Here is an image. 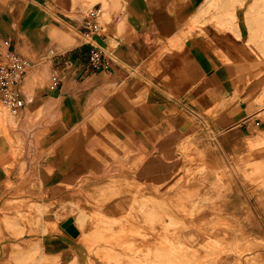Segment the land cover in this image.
<instances>
[{
	"label": "crops",
	"instance_id": "crops-1",
	"mask_svg": "<svg viewBox=\"0 0 264 264\" xmlns=\"http://www.w3.org/2000/svg\"><path fill=\"white\" fill-rule=\"evenodd\" d=\"M110 1L108 0L105 6L100 0H0V61L4 60L10 49L18 53L24 51L32 61L21 83L26 105L20 112H16L12 119L4 116L9 139L0 137V196L3 188L7 190L14 185L12 174L21 176L27 170L30 161L41 158L50 160V157L56 155L51 153L53 147L40 154L32 148L33 143L39 139V135L32 131L33 126L43 118L45 120L46 116L52 118L62 113L65 117L64 121L72 122L73 118H77V113H80L82 118L79 122L86 124L90 134L103 142L105 152L108 151L115 158L122 159L120 146L115 144L116 138L111 136L114 128L109 126L99 129L101 125L107 123L110 115L116 117L118 123L124 126L146 125L150 122L152 114L144 108L145 103L152 101L149 104L161 105L162 109L166 110L172 105L171 102L184 101L189 96L191 99L199 100L204 108H210L207 106L213 105V102L218 104L219 118L212 125L217 127L220 148L224 153L229 150L236 155L251 156V159L241 158L242 163L237 160L235 164L237 168L240 164L243 174L247 176L257 173L258 178L260 176L261 182L264 183V128L260 129L258 134L249 133V126H245L242 122L247 117L264 113V103L259 104L262 90L260 84L254 81L264 73V69L260 71L258 59L250 57V49L256 54L264 53V42L260 44V36H264V7H259L256 3L258 0H235L234 5H223L221 4L223 0H217L215 3L219 7L217 12H212L211 6L200 12L208 0L119 1L122 7L115 10L116 16L113 17L111 31L108 30L107 34L103 33L106 26L102 25V31L92 35L96 45L103 47L116 59L111 58L109 70L98 71V75H92L88 67L86 68L88 46L83 44L82 21L79 25L77 19L84 16L85 12L94 5H100L103 11L101 22L105 23L109 19L107 7ZM242 7L244 33L238 12ZM117 24L121 36L114 33ZM69 26L78 29L82 41L68 28ZM196 26H203V34L196 30ZM202 35L207 43L213 45L214 51L206 48L198 37ZM5 40H10L9 49L4 44ZM111 40L115 42L114 47L110 46ZM160 45L183 52L176 58L170 55L171 62H178L174 72L190 71L185 76H175V82L170 89L172 93L168 92L167 87L171 85L170 82L157 78L150 84L161 88L148 89V78L143 75L142 68L143 63L147 61V54L155 51ZM55 55H64L66 59L62 56L58 63L64 61L65 66H71L72 69L67 70L62 78L53 73L55 63L52 62L55 61ZM40 57L41 60L42 57L46 59L41 61ZM127 65L132 68L138 67L140 76L134 77L125 73ZM64 68L66 67L63 65L56 67L59 73H64ZM105 72L110 75H100ZM52 74L60 78V84L54 90L49 89V77ZM244 79H247L248 83L243 84L241 81ZM192 84L195 87L190 93H186ZM111 86L117 87L119 91L107 97V100L114 102V106L108 109L109 112L101 107L100 101L94 109L86 113L82 104L77 108V104L84 100L87 104L92 103V100L103 98L105 91ZM166 92L174 96L173 100L164 94ZM232 99L236 103L228 104V100ZM1 103L3 102L0 98ZM34 104L37 106L32 111L30 109ZM258 105L262 107L258 108ZM128 131L127 145L136 149L144 147L142 133L139 131L136 133L133 129ZM107 136L113 137L114 141ZM61 151L63 149L58 150L57 153ZM36 155L38 156L35 157ZM123 164L125 162L118 161V168L121 170L118 175H110L107 180L90 185L85 193L76 194L72 200L65 201L54 209H52L54 203L46 198L45 200L28 197L5 198L3 200L5 206L13 203L17 205L11 213L2 211L0 214V264H8L6 263L8 261H12L13 264H21L24 261L27 264H82L78 261L75 250L68 254H50L45 251L44 240L62 233L59 226L62 219H67L69 222L77 249L85 253L86 263L83 264H131L129 259L125 258L130 255L129 252L117 248L112 239L109 240L110 244L102 247L109 252L110 257L101 259L103 253L90 252L87 245L89 241L80 237V234H85L87 229H97L95 236L99 240L104 236L110 239L112 235L128 228L122 223L128 216L137 218V230L148 229L152 235L146 242L137 240L133 235L127 237L126 241L129 245L137 242L140 249L139 264L146 263L148 250L151 263L159 264V260L163 257L164 240L172 246L182 245L187 249L193 247L197 249L196 254L199 255L200 246L206 242L208 235L212 234L211 225L217 218H224L225 221L233 223V216L224 211L229 195L238 192L231 177L219 176L210 184L205 195L208 204V228L197 231L199 224L187 223V219L191 220L194 217L192 211L198 204L187 187H183L176 194L165 196L160 193L163 184L155 164L146 169V175L138 172V176L132 177L126 175V172L129 173L132 169L126 168ZM188 170L187 165L184 171ZM185 179L190 180L188 177ZM38 185L39 183L31 180L29 189L32 190ZM56 192L53 190L50 194ZM19 201L34 204V207L41 209L43 217L42 228L36 226L40 231L32 233L35 235L31 239L34 244L33 250H29L31 249L29 246L26 252H17L23 241L19 237L14 239V235L19 233L25 235L29 230L25 229V226L14 216ZM82 201L90 204L89 210L81 206ZM189 205L193 207L190 208ZM66 208L68 212L63 214ZM46 211L52 212L53 216L48 222L44 220ZM54 214H58L59 217H55ZM90 215L100 218L97 225L92 221L88 223ZM47 223H55L59 229H47ZM214 234L220 240H228L234 235L222 230L215 231ZM7 247L10 249V257L4 253ZM171 251L173 249L167 252L170 254Z\"/></svg>",
	"mask_w": 264,
	"mask_h": 264
},
{
	"label": "rangeland",
	"instance_id": "rangeland-1",
	"mask_svg": "<svg viewBox=\"0 0 264 264\" xmlns=\"http://www.w3.org/2000/svg\"><path fill=\"white\" fill-rule=\"evenodd\" d=\"M119 1L122 2V0H111L109 2L107 7L109 19L104 23L106 28L103 33L105 34H107L108 30L111 31L110 26L112 25L113 17L116 16L115 10H119L122 7V5L118 3ZM237 2L240 3L239 1ZM215 3H217V0H208L201 8L200 12H203L210 6L212 12H217L219 7L218 4ZM248 3L250 4V2ZM256 3H258L260 8L264 7V0H258ZM221 4L234 5L235 0H223ZM242 10L243 7L240 8L238 12L241 28L244 33L245 28H243L244 25L241 19ZM70 16L75 18L72 14H70ZM104 17H106V15ZM82 18L83 16H80L77 19L79 25L81 24ZM68 28H70L81 40L78 29H73L70 26ZM115 28V31L113 30L114 33L117 36H121L118 30V24ZM196 30H198L200 34H203V26H196ZM261 34L262 32L260 31V35ZM198 37L202 40L206 48L214 51L213 45L207 43L203 35ZM90 41L96 44L93 39ZM260 41V44H262V41L264 42V36H260ZM110 46L114 47L115 42L111 40ZM250 51V57L258 59L260 71H262V69H264V53L260 52L256 54L252 49H250ZM20 53H22L24 57L30 59L24 51H20ZM182 53V51L178 52V50L172 47L160 45L157 46L155 51L147 54V61L143 63L142 69L143 75L148 78H146L148 89L154 88V90H158V88H161V86L150 84V82H153L152 80L157 78L158 80L170 82L171 85L167 87L168 92L172 93L170 89L173 87L172 83L175 82V76H185L190 72L182 73L179 72L180 70L173 71L174 68H177L178 62H171L170 55L176 58ZM62 56L66 59L64 55H55V61L52 62L53 64L55 63L53 65V73L58 74L61 78L65 75L67 70H72L71 66H65L66 64L64 61L58 63V61L63 58ZM111 58L116 59L114 55H111ZM45 59L42 57L41 60L40 57L41 61ZM60 65L66 67L63 70L64 73H59L60 71L56 69V67ZM87 67L86 65V68ZM87 69L92 75L98 73L97 70L94 71L90 67ZM125 73H128L129 76L137 77L140 76V69L138 67L132 68L127 65ZM100 75L106 76L110 74L105 72ZM254 81L260 84L262 93L259 97V104H263L264 73ZM241 82L246 84L248 80L244 79ZM193 87H195L194 84L189 86L186 93H190ZM118 91L117 87L111 86L109 90L105 91L103 98L95 101L92 100V103L89 102L87 104H85L86 102H84V100L77 104V108L82 104L84 106L83 111L86 113L94 109L100 101L102 104L101 107L109 112L110 110L108 109L114 106V102H112V100H107V97H111L112 94H116ZM171 93L166 92L164 94H166L169 99L173 100L174 96ZM113 98L115 97L113 96ZM151 102H147L143 105L147 112L152 114L150 122L146 123V125H137L135 127L124 126L118 123L116 117L110 115L107 123L99 127V129L109 126L114 128L111 136L116 138L115 144L120 146L119 149L123 155L122 159L115 158L108 151L105 152L103 142L90 134L86 124L80 123L82 118L80 113H77V118H73L72 122L69 120L64 121L65 117L62 113L52 118L46 116L45 120H43L44 118L40 120L38 124L33 126L32 131L34 134L39 135V139L33 143L32 148L40 154L53 147L51 153H56V155L54 157L47 155L50 157V160L41 158L34 160L35 162L30 161L29 164H27V170H25L21 176L15 174L11 175L14 185L10 189L6 190L3 188L2 190L0 196V207H2V210L0 214L2 211L11 213V210L15 209L17 205V203H13L10 206H5L3 204L5 198L28 197L36 200L46 198L54 203L52 208L54 209V207L61 205L65 201L72 200L76 194L81 192L85 193L90 185L103 182L107 180L110 175H118L121 172L118 168V161H121L122 163L125 162L123 165H125L126 168L132 169L129 173L126 172V175L131 177L138 176V172H142L143 175H146V169L155 164L159 169L158 176H160L161 183L163 184L160 193L165 196L176 194L180 192L183 187H187L192 194V198H195L198 202L195 210L192 211L194 217L191 220L187 219V223L199 224L200 226L196 228V230L201 231L208 228V204L205 195L209 190L210 184L219 176L223 178L231 177L238 192L229 195V200L224 206V211L233 216V223L225 221L224 218H217L211 225L212 234L210 233L206 242L200 246L201 254L199 255L196 254L197 249L195 250L193 247L187 249L183 248L182 245L172 246L168 241L164 240V242H162L163 257L159 260V264H264V183L261 182L260 176L258 178L257 173L247 176L243 174L241 165L239 164L237 168L235 164L237 160L239 163H242L240 161L241 158H244V160L247 158L251 159V156H248V154L236 155L229 150L224 153L220 148L216 130L217 127L216 125H212V123L219 118L218 114L220 113V108L218 104L213 102V105H206L210 108H204L201 106L199 100L191 99L189 96L188 99L186 98L184 101L171 102L172 105L169 106L168 109L164 107L166 110H163V106L151 105L149 104ZM176 103H178V105ZM227 103L233 105L236 101L232 99L228 100ZM35 104L31 106L32 109L30 110H34L37 106ZM257 107L261 108L262 105H258ZM77 108L74 107V110ZM20 111L21 110H19V112ZM76 111L78 112V110ZM255 118L261 120L258 126L253 125ZM89 119H91V117H89ZM89 119L88 121H90ZM246 119H249L248 122L250 123L249 133L258 134L259 130L264 128L263 112L258 116L252 115ZM47 120H49L48 123H45ZM243 121L244 120H242V122ZM128 129H133L136 133H142L144 147L136 149V147L131 148L130 145H127L126 141L129 136ZM42 134L43 136H41ZM111 136L107 137L112 139L113 137ZM68 146H71V148H68ZM65 147L67 148L64 149ZM61 149H63V151L57 153V151ZM187 165L189 170L185 172L184 168ZM186 177H188V179L190 178V180H186ZM31 180L39 183V185L32 190L29 189V182H31ZM53 190L57 192L55 194H50ZM80 204L82 207H85V210H89L91 207L90 204L85 201L80 202ZM34 206L35 205L30 202L28 204L25 203V201L18 202V210L14 213V216L25 226V229L29 230L25 235L22 233L14 235V239L19 237L23 241L19 246L21 249L19 248L17 252H26L29 246L31 248L29 250H33L32 246H34V244L31 239L34 238L35 235L32 233H38L40 231L39 227L36 226L42 228V211ZM189 207L192 208L193 206L189 205ZM67 210L68 208H66L63 214H66L68 212ZM54 216L59 217L58 214H54ZM52 218V212L48 213V211H46L44 220L48 222ZM89 219L90 221L88 223L92 221L96 225L100 220V218L95 215H90ZM122 223L126 224L128 228L112 235L110 239L104 236L102 240H99V238L95 236V231L97 229H87L85 234H80V237L89 241L87 245L90 252L96 253L100 251L103 253L100 257L101 259H108L110 257L109 252L103 250L102 247L103 245L110 244L109 240L112 239L116 243L117 248L129 252L130 255L125 256V258H128L131 264H139L138 256L140 249L137 246V242H132V244L129 245L128 241H126L127 237L133 235L137 240L146 242V240L151 239L152 235L148 229H136L138 220L135 216L126 217ZM26 226H29V228ZM59 226H61L60 229L62 232L60 235H55V237L46 238L44 240V244L46 245L45 251L50 254H68L70 251L75 250L78 254V261L82 264L84 262L86 263L85 253L78 250L75 246V237L71 235V226L67 219H62ZM59 226L55 223L46 224V228L51 230H57ZM219 230L229 231L232 234L234 233V235L228 240H220L216 238L214 234L215 231ZM148 247H150V245ZM170 249H173V251L169 254L167 251ZM35 251H38V249H35ZM4 253L7 254V257H10L9 247L4 249ZM146 256L147 261L146 263L144 262L145 264H156L151 263L149 250ZM6 263L13 264L12 261ZM21 264H27V262L24 261L21 262Z\"/></svg>",
	"mask_w": 264,
	"mask_h": 264
},
{
	"label": "built area",
	"instance_id": "built-area-1",
	"mask_svg": "<svg viewBox=\"0 0 264 264\" xmlns=\"http://www.w3.org/2000/svg\"><path fill=\"white\" fill-rule=\"evenodd\" d=\"M101 14L100 5H94L83 17L81 24V35L83 36L84 45L88 46L87 66L92 70L107 71L110 69L111 54L103 47L92 43V35L102 31V25L99 22ZM4 44L7 49L10 47V40H5ZM30 60L22 54L15 52L13 49L8 50L4 60L0 61V98L2 102L14 112L21 110L25 101L21 90V83ZM60 78L56 74L50 76L49 89L58 88ZM249 119H244L243 124L249 126ZM260 120L255 118L253 125L258 126Z\"/></svg>",
	"mask_w": 264,
	"mask_h": 264
},
{
	"label": "bare ground",
	"instance_id": "bare-ground-1",
	"mask_svg": "<svg viewBox=\"0 0 264 264\" xmlns=\"http://www.w3.org/2000/svg\"><path fill=\"white\" fill-rule=\"evenodd\" d=\"M101 2H103L104 4H105V6H106V1L107 0H100ZM109 4V3H108ZM90 10V9H89ZM89 10H87L86 12H85V14H84V16L87 14V12L89 11ZM104 11H106V10H104ZM102 14H103V11H102V9H101V14H100V16H99V22H100V24L101 25H104V23L102 24ZM83 16V17H84ZM106 23V22H105ZM95 42V41H94ZM239 59V58H238ZM30 60V59H29ZM230 61V60H229ZM31 65H32V61L30 60V65H29V67L27 68V70L31 67ZM27 70H26V72H27ZM25 75V74H24ZM15 114H16V112H14V111H12L10 108H8L4 103H1L0 104V137H2L3 139H5V138H8L9 139V136H8V134H7V126H6V122H5V117L4 116H7V118L8 119H12L13 117H15ZM7 119V120H8ZM11 140H12V138H11ZM7 142V141H6ZM14 147V146H13ZM13 149V148H12ZM1 152V151H0Z\"/></svg>",
	"mask_w": 264,
	"mask_h": 264
}]
</instances>
